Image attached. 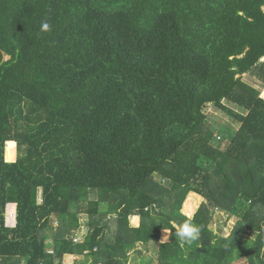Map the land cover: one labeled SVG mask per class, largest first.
Returning <instances> with one entry per match:
<instances>
[{
	"label": "trees",
	"instance_id": "obj_1",
	"mask_svg": "<svg viewBox=\"0 0 264 264\" xmlns=\"http://www.w3.org/2000/svg\"><path fill=\"white\" fill-rule=\"evenodd\" d=\"M245 75L264 87V0H0V264H129L140 245L153 264H264V99Z\"/></svg>",
	"mask_w": 264,
	"mask_h": 264
},
{
	"label": "rangeland",
	"instance_id": "obj_2",
	"mask_svg": "<svg viewBox=\"0 0 264 264\" xmlns=\"http://www.w3.org/2000/svg\"><path fill=\"white\" fill-rule=\"evenodd\" d=\"M244 81L251 84L252 86H254L257 90L261 91V97L264 99V87H263L262 83L257 78L251 77L249 75H245ZM208 113L210 114L209 117H211L213 120V122L211 123V127H214L215 135L217 134L218 136L223 137V138L221 137L222 140L218 141V142H222L225 137L223 135H221L220 133L218 134L219 128L221 126H226V125H224L226 123H230V125H231L232 122L230 121V119L226 115H224V113H222L221 110L216 109L214 106H210L208 108ZM217 140H219V139L217 138ZM227 141H228V139H227ZM226 145L227 144H224V149H225ZM11 207L12 206H10V208ZM184 207L185 206H183L182 212L184 213V215H186L184 212ZM194 215H192L191 217L193 218ZM212 220H214V221H213V224L211 225L210 228L213 229L214 231H216V233H218V232L221 233V230H222L226 235H229L231 233L232 229L235 227V224L237 222V220L235 218H230V216L228 214L220 213V212L214 213ZM83 221H85V219H83ZM140 223H141V219H139V218H137V219L132 218L131 219V225L133 227L140 226ZM8 226H10V224H8ZM128 254H129V264H153V260L157 259L158 252H157L156 248H154L152 245H149V246H141L140 245L137 248H133V249L129 250ZM70 260H71L70 258L69 259L67 258V261H70ZM68 264H71V263H68Z\"/></svg>",
	"mask_w": 264,
	"mask_h": 264
},
{
	"label": "clouds",
	"instance_id": "obj_3",
	"mask_svg": "<svg viewBox=\"0 0 264 264\" xmlns=\"http://www.w3.org/2000/svg\"><path fill=\"white\" fill-rule=\"evenodd\" d=\"M41 30L44 31V32L50 31L51 30L50 29V25L48 23H46V22L43 23L41 25ZM221 137L222 136H218L217 134L215 135V138L219 139L217 141H221L222 138H223V137L222 138ZM6 222H7V220H6ZM172 228L175 229L174 235H175V237L178 238L180 246H184L185 244H192L193 242H195L199 238V236L201 234V231H202L200 226H198L196 224H193L190 221L189 222H184V223L179 224V225H177V224H175L173 222ZM166 237H168V236L165 235L164 238H166Z\"/></svg>",
	"mask_w": 264,
	"mask_h": 264
},
{
	"label": "crops",
	"instance_id": "obj_4",
	"mask_svg": "<svg viewBox=\"0 0 264 264\" xmlns=\"http://www.w3.org/2000/svg\"><path fill=\"white\" fill-rule=\"evenodd\" d=\"M16 159H17V150H16ZM16 159H15V160H16ZM191 194H194V193H191ZM189 195H190V194H189ZM203 202H204V198L202 197V201L200 202V204H202ZM200 204H199V205H200ZM184 205H185V204H184ZM11 206H12V207L10 208V210H12V211L15 210V211H16V206H15V205H11ZM200 206H201V205H200ZM200 206H198V207L200 208ZM198 207L196 208L194 214H196V212L198 211V209H199ZM185 214H186V213H185ZM194 214H193V215H194ZM187 216H188V215H187ZM188 217H189V216H188ZM193 217H194V216H193ZM134 218H135V219H137V218L140 219V217H134ZM190 218H192V217H190ZM7 226H8V225H7ZM138 227H139V226H138ZM136 228H137V227H136ZM67 258H68V259L70 258L71 260H70V261H67ZM76 260H78V261H80V262H82V263H83V262H87V263H88V262L92 261L91 258L88 259V258L81 257V256H80V257H79V256H76V257H75V256H66V258L64 259V264H66V263H67V264H68V263H74V262H76ZM84 264H85V263H84Z\"/></svg>",
	"mask_w": 264,
	"mask_h": 264
},
{
	"label": "built area",
	"instance_id": "obj_5",
	"mask_svg": "<svg viewBox=\"0 0 264 264\" xmlns=\"http://www.w3.org/2000/svg\"><path fill=\"white\" fill-rule=\"evenodd\" d=\"M7 223L10 224V226H15L16 224V213L15 212H9L6 217ZM7 224V225H8ZM84 233V232H83ZM83 235V234H82ZM83 238V237H82ZM82 238L75 239L76 242H80ZM44 264V263H41ZM67 264V263H66ZM71 264H83V263H71ZM101 264V263H99Z\"/></svg>",
	"mask_w": 264,
	"mask_h": 264
}]
</instances>
